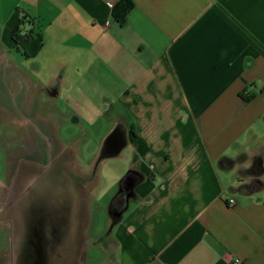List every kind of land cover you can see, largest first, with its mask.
Instances as JSON below:
<instances>
[{
  "label": "crops",
  "instance_id": "1",
  "mask_svg": "<svg viewBox=\"0 0 264 264\" xmlns=\"http://www.w3.org/2000/svg\"><path fill=\"white\" fill-rule=\"evenodd\" d=\"M118 1L0 0V62L15 51L51 102L37 130L99 131V167H119L101 264H264V0H132L124 24Z\"/></svg>",
  "mask_w": 264,
  "mask_h": 264
},
{
  "label": "rangeland",
  "instance_id": "2",
  "mask_svg": "<svg viewBox=\"0 0 264 264\" xmlns=\"http://www.w3.org/2000/svg\"><path fill=\"white\" fill-rule=\"evenodd\" d=\"M7 58L13 63L0 62V179L7 177L0 264H101L115 252L121 207L109 204L119 167L111 159L99 167V131L74 127L68 140L49 142L34 116L44 125L51 102L37 105L28 66L15 51Z\"/></svg>",
  "mask_w": 264,
  "mask_h": 264
},
{
  "label": "trees",
  "instance_id": "3",
  "mask_svg": "<svg viewBox=\"0 0 264 264\" xmlns=\"http://www.w3.org/2000/svg\"><path fill=\"white\" fill-rule=\"evenodd\" d=\"M133 8L132 0H119L113 5L112 15L119 24L126 22L128 13ZM31 25L30 28L24 29L23 25ZM33 19L26 13L19 17L16 26L11 32V38L17 48H22L25 55L34 54L40 46V33L34 29Z\"/></svg>",
  "mask_w": 264,
  "mask_h": 264
},
{
  "label": "built area",
  "instance_id": "4",
  "mask_svg": "<svg viewBox=\"0 0 264 264\" xmlns=\"http://www.w3.org/2000/svg\"><path fill=\"white\" fill-rule=\"evenodd\" d=\"M233 202H234V200L231 199L230 203H233ZM234 264H242V261L240 259H235Z\"/></svg>",
  "mask_w": 264,
  "mask_h": 264
},
{
  "label": "flooded vegetation",
  "instance_id": "5",
  "mask_svg": "<svg viewBox=\"0 0 264 264\" xmlns=\"http://www.w3.org/2000/svg\"><path fill=\"white\" fill-rule=\"evenodd\" d=\"M35 261H37V258L35 259ZM36 264V263H35Z\"/></svg>",
  "mask_w": 264,
  "mask_h": 264
}]
</instances>
